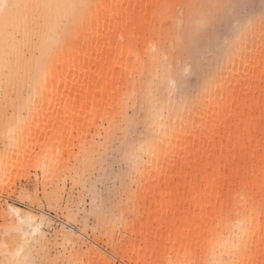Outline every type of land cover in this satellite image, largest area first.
I'll list each match as a JSON object with an SVG mask.
<instances>
[{"label": "bare ground", "instance_id": "6f19581e", "mask_svg": "<svg viewBox=\"0 0 264 264\" xmlns=\"http://www.w3.org/2000/svg\"><path fill=\"white\" fill-rule=\"evenodd\" d=\"M83 2L90 7L77 14L71 35L54 42L45 52L28 37L25 48L32 53L36 50L38 59L32 54L30 63L22 59L26 69L21 61L13 64L12 76L18 85L22 83L20 87L40 76L41 86L26 91L46 106L38 135L41 153L32 160L41 167L42 176L53 179L59 169H68V158L63 155L70 154L73 131L80 138L87 130L90 132V150L85 159L91 161L93 153L101 150L129 118L127 109L137 105L144 110L143 117L140 110L134 114L139 113L140 117H135L141 122L143 118L144 132L135 145L126 146L129 148L122 151L123 158L130 163V180L140 190L138 198H160L139 214L152 219L146 220L145 226L140 224L135 232L141 238L138 244L133 239L119 244L124 247L123 256L129 260L135 257L136 264H159L158 259L165 264H225L224 255L233 259L231 264H264V23L259 19L253 27L255 20L253 28L242 31L203 75L196 93L192 96L188 92L191 96L184 94L182 99L177 95L181 101L170 106L173 99H168L166 90L168 98L166 94L162 99L156 97L164 89L159 92L158 87L165 84L169 88L166 72L179 59L172 55V43L181 28L189 26L194 10L185 7L181 19L175 12V0ZM194 3L196 0H180L178 4ZM21 44L17 45L22 49ZM20 67L24 75H18ZM11 87L0 85V94ZM156 100L160 101L162 124L159 116L153 117ZM52 107L57 113L49 117L48 109ZM101 133L103 142L97 141ZM80 138L79 144L84 141ZM36 144L27 148L22 144L19 150L32 152ZM16 160L10 166L16 171L20 165L25 169L31 161L29 157ZM2 161L0 190H8L14 187L17 172L14 175L12 167L3 173L6 165ZM166 183L167 193L162 189ZM180 194L181 199L193 203L194 210L183 219L155 227L163 216L181 211L175 199ZM166 197L170 198L167 202ZM163 204L170 209L162 210ZM207 207L213 211L207 212ZM134 225H139V220L130 222L127 229L132 231ZM170 231L174 235L163 239ZM37 237L43 240L45 235ZM29 240L35 241L32 236ZM88 249L103 264H111L104 254ZM154 257L157 260L153 261Z\"/></svg>", "mask_w": 264, "mask_h": 264}, {"label": "rangeland", "instance_id": "374dc122", "mask_svg": "<svg viewBox=\"0 0 264 264\" xmlns=\"http://www.w3.org/2000/svg\"><path fill=\"white\" fill-rule=\"evenodd\" d=\"M175 1L178 3L180 2V0H175ZM201 2H203V0H196V3H201ZM178 3L177 5H180ZM249 4H250L249 14L252 16L250 27L252 26V23H255V20L256 23L253 24V27H256L258 25L257 20L260 19V13L262 10H264V4H262V0H249ZM175 12L178 17L183 19L185 10L182 17L177 8H175ZM165 24L166 23H163L162 25L166 26ZM173 25L174 24H171V26ZM21 31L22 34L20 33ZM20 32L17 36V44L22 43L21 44L22 49L19 46L20 48L19 51L21 52L22 50L21 53L22 56L24 55V57H22L20 53L19 55L22 58L20 57L21 59L19 58L20 59L19 61L22 62L23 60L24 61L27 60V64H28L32 61L30 59L29 62L28 60L29 56L30 58H32L33 55L34 57H36V59H38L39 53L36 50L33 51L31 49L35 54L34 55L32 52H30V49H28L29 51L27 50L28 48L27 45L29 44V42L28 40L26 41L25 39H28V37L25 36L24 29L23 30L21 29ZM24 41L26 42L25 45H24ZM170 41L167 42L170 44ZM25 46H27V48H25ZM225 50L226 48L222 49L216 56L210 59L209 64L206 66L203 75H206L210 66L214 65L213 63H215V61L219 59V55H223L222 53L225 52ZM15 62L16 61L14 60L13 63L14 65ZM24 63L26 64V62ZM22 64L23 62L21 63V66H24V64L23 65ZM21 68L23 70L25 66L24 68L23 67L18 68V75H24L25 70H23L22 72ZM170 68L172 72H178L180 70V58L178 59V62L173 63L170 66ZM21 84L18 85V88H20V90L16 88L18 89V91H15V88L11 87L12 89L9 88L7 90V93H4L3 95L0 94V159L1 162H3L2 160H4L6 165L5 171H3V173L4 172L7 173L9 170H12L9 168H12L14 166L13 164L16 163L15 162L17 161L16 159H19V161L22 159L27 160V158L29 157L31 161L30 162L28 161V166L25 169L22 168V166L20 165L22 168L21 171H19L20 166L17 168L18 171L14 170L13 167V172L14 171L17 172L16 176H14V178L17 177L13 181L14 187L8 190H0V223H2L3 221L6 203H11L16 207H22V210L26 212L34 209V211H32V214L38 217L40 216L45 217L50 214V216L55 219L56 226L51 228V230H49V225L47 223L43 224L41 229L45 235V238H43L42 240L37 237L39 240H37L36 238L33 243L32 255L33 258L38 262V264H71L73 260L78 261V264H103L102 261L99 260L97 256H94L93 253L88 252L89 250L88 248L91 247L99 251L100 253L104 254L105 256H107V258L111 261V264H136L135 257H132L129 260L127 257L123 256L124 247L123 245L121 246L119 244H127V241H129V239H133L135 245L138 244L141 238L140 236L137 237L135 232L140 227V224L144 225L152 219V216L147 217L145 214L139 216V214L140 212L143 211V207L144 210L147 211L148 207H151L152 202L154 200H158L160 197L159 196H156L155 198L147 197L144 200L138 198V194L140 190L139 188H137L136 183L130 180L133 177L131 168L129 166L130 163H127L128 162L127 159L125 160L126 157L123 158L124 152H121L122 163L117 165V171L120 173V178L119 180H117V177L113 175L110 187H107L105 189L103 211H100L101 208L100 204H96L94 206V199H96L95 185L89 179V176L91 175L90 167H89L91 161L85 159V154L88 156L87 152L88 150H90L89 149L90 132L88 130L83 134L81 138L77 132L73 131L72 142L70 144L72 146L70 150V154L63 155L64 158H68L67 159V162H69L68 169L64 170L61 167L63 170L59 169L60 170L59 173L57 172L53 177V179L50 177L44 178L42 176L41 167L39 166L38 163H36L35 161L33 162L32 160H34L33 158L39 157V154L41 153L40 145H42L41 144L42 140H39L40 137H38V135L40 136L39 133L41 132L40 131L41 121L44 119V116L47 113L45 112L46 106L45 104H43L42 101H40V98L38 96L36 97L35 95L29 94L28 91H26V89H28L27 84L25 86L24 83L20 87ZM161 88L162 89L164 88L163 92L160 91ZM12 90L14 92H12ZM165 90L167 91V93L169 92L168 91L169 88L167 90L166 85L161 84L158 87V91L161 92L162 94L160 93L161 95H158L157 93L156 97L158 99H162L163 96L165 97L166 94ZM196 90L197 88L194 91L189 90L184 94L186 96L187 95L193 96L196 93ZM172 95H171L172 98L171 97L168 98L169 95L167 96L166 94V97L169 100L173 99V101L168 104H170V106L171 104L172 106L174 105L176 106L178 101V99L176 98H178L180 95H178V97L176 93H173ZM30 97H31V109L30 111L24 110L21 118V108L25 105H28ZM181 99L178 101V103L181 101ZM14 105H15V121L18 127L13 126L10 129L9 120L13 118ZM135 108L134 106H130L127 109V115H129V117L135 114L136 110H138L137 112H139L140 107L138 109L136 105ZM48 110H49V115H48L49 117L54 116L57 113V110L54 109L53 107L49 108ZM143 112L142 110H140L139 112L142 117L144 114ZM5 113H7V115ZM139 113H136V115L139 116ZM139 117L136 119L138 120L137 122L140 125V131L136 132L134 137L129 138V140L124 146L125 147L124 149L131 147V145L132 146L135 145V143L138 142L137 139L139 138V136L142 135L144 132L143 131L144 129L142 127L144 126L142 124L144 120L143 118H141L142 119L141 122ZM140 122L142 125L140 124ZM119 131L120 130H118V132ZM102 137H103V133L100 134L97 141L103 142ZM79 138L80 141L84 140L81 144L77 142ZM47 142H51V141L48 140ZM33 143H37V144L35 145V148L32 150V152L26 149L23 151L22 149L19 150L20 148H22L21 147L22 144H25L23 148L25 147L27 148V146ZM17 150H19V152H16ZM99 151L100 149L94 153L96 154ZM94 153L93 155L91 154L93 158L95 156ZM6 160L7 161L9 160L10 163L6 164ZM11 161L13 162V164L11 163ZM11 164L13 165L12 167H10ZM127 168L130 171H128ZM0 170L2 173V169ZM125 174H127V176ZM128 176H130L131 178L130 177L128 178ZM143 181L144 178H141V183H143ZM168 187H169L168 183L162 184L163 192L164 191L166 192V190H168ZM21 190H23L25 194L30 193L34 199L29 202H25L24 200L20 199ZM181 196L182 194H180V196L177 195V197L175 198L176 201L179 202L180 204V206H176V208L180 209L181 211L174 216L170 214L163 216L162 219L160 220L159 225L155 224V227L162 228L163 226H165L175 218L183 219L194 210L193 203H188L186 199L185 200L181 199L182 198ZM166 199L167 202L169 201L170 198L166 197ZM61 203L65 207H73L76 208L78 211L74 213L71 218H68L67 213L64 212L63 210H61L60 213L57 214V212L54 211L51 206L58 205ZM167 208L170 209L169 207ZM167 208L165 207V204H163L161 209L166 210ZM206 211L210 212L213 211V209L211 207H207ZM97 212H100V214L97 215L96 214ZM196 212H198V209L196 210ZM221 216L222 217L224 216L223 210L221 211ZM228 218H231L230 214ZM135 220L136 221L139 220V225H134L136 227H133L132 231L128 230L127 226L132 221L134 223ZM60 221H63V223H60ZM164 234H166L167 237L163 239H167V238H171L174 235V232L170 231ZM161 245L163 246V241H160V246ZM160 246L159 248H162V246L161 247ZM164 256L161 255V257ZM168 257H170V255L167 256V259L170 260L171 257L170 259ZM154 260L157 259H155L154 257L153 261ZM158 261L159 264L162 263L165 264L166 262L165 261L161 263V260L159 259ZM232 261L233 259L231 257H227L224 255L223 263L231 264L233 263Z\"/></svg>", "mask_w": 264, "mask_h": 264}, {"label": "snow or ice", "instance_id": "6c2138e0", "mask_svg": "<svg viewBox=\"0 0 264 264\" xmlns=\"http://www.w3.org/2000/svg\"><path fill=\"white\" fill-rule=\"evenodd\" d=\"M88 7L90 5L83 0H36L34 3L24 4L14 0H0V85L7 83L12 87L18 86L19 81L13 79L12 72L13 61L19 63L17 36L21 28L25 30V36L31 38L42 52L50 51L54 42L71 35L77 14ZM185 7L194 10L195 14L194 17L190 15L189 26L182 27L172 43V55L179 56L180 70L166 72L169 97L176 93L183 98L185 92L199 87L210 59L233 44L235 38L252 21L249 0H203L201 3L176 5L181 17ZM260 19L264 23V10L260 13ZM153 53L155 54V49ZM163 59L167 66L168 56L165 55ZM34 86H41L39 74L27 82L29 92ZM159 106L160 101L156 100L152 113L153 117L159 116L162 124L163 117L159 114ZM30 109L31 97L28 105L21 108V118L23 111ZM9 125L10 129L13 126L18 127L15 121V105ZM119 128L120 131L101 147L89 166V179L95 185L94 206L100 204V211H103L105 189L110 187L113 175L117 180L120 178L117 165L122 163L121 152L124 146L130 137L140 131L134 114L119 125ZM20 199L29 202L34 198L30 193L25 194L21 190ZM51 207L57 214L63 210L68 218L78 211L73 207H65L62 203ZM32 211L34 209L26 212L22 207L6 203L3 221L0 223V264H38L32 255L33 241L29 240V236L35 240L37 234L43 235L40 232L43 224L47 223L51 230L56 223L50 214L38 217L33 216ZM96 214L99 215L100 212ZM71 264H78V261L73 260Z\"/></svg>", "mask_w": 264, "mask_h": 264}]
</instances>
